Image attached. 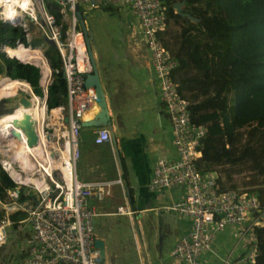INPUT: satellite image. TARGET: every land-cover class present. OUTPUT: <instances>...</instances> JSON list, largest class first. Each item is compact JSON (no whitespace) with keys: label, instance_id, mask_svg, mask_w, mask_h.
Returning <instances> with one entry per match:
<instances>
[{"label":"built area","instance_id":"obj_1","mask_svg":"<svg viewBox=\"0 0 264 264\" xmlns=\"http://www.w3.org/2000/svg\"><path fill=\"white\" fill-rule=\"evenodd\" d=\"M0 1L3 3L0 5V20L5 26L22 29L29 42L31 29L40 30L43 37L57 48L61 66L52 69L41 49L28 47L40 51L49 67V76L45 78L39 66L33 64L40 71L45 103L54 73L62 72L67 83V102L57 106L60 109L57 120L62 117L64 107L68 110L67 129L57 131L56 142L49 148V161L43 159L46 166L40 164L36 173L26 176L25 169L20 167L18 171L9 156L2 160L3 169L16 187L7 191L6 199H0V208L5 211L0 221V247L6 242V229L14 224L11 215L23 212L26 217L17 223L21 226L28 222L32 231V246L25 264H101L100 250L96 247V218L102 214L132 216L135 213L120 176L83 182L76 173L80 158L79 141L84 128L82 123L93 117L88 115L97 105L94 88L85 86L86 75L92 73V64L77 6L90 9L110 6L132 15L133 26L146 49L144 57L153 70L159 97L172 125L177 156L158 159L149 184V189L154 192L177 193V200L167 209L191 224L190 231L179 234L174 240L171 259L178 264H198L204 253L213 251L212 244L220 232L232 227L240 247L253 249L255 264L258 249L256 228L264 225V208L254 193L220 188L218 173L204 170L199 163L203 157L201 142L207 127L193 121L190 102L182 97L178 84L170 77L177 61L163 46L160 37L167 28V7L160 0H20L22 5L15 2V10H12L5 7L7 0ZM26 43L27 40L17 39L15 47ZM5 46H10L9 41L0 43V53H6ZM30 92L35 97L32 90ZM94 140L99 145L112 144L110 129L98 127ZM34 160L38 162L37 157ZM34 160L28 158L27 170H31ZM63 165H70L69 175L62 169ZM58 169L59 178H55L54 172ZM115 185L123 188L126 203L119 205L114 213H102L99 204L113 196ZM24 187L28 189L25 192L28 198L21 199Z\"/></svg>","mask_w":264,"mask_h":264},{"label":"trees","instance_id":"obj_2","mask_svg":"<svg viewBox=\"0 0 264 264\" xmlns=\"http://www.w3.org/2000/svg\"><path fill=\"white\" fill-rule=\"evenodd\" d=\"M160 1L167 7L168 17L167 28L160 35L161 42L177 61L170 77L178 84L182 97L190 102L193 121L207 127L201 142L200 165L204 170L215 171L206 158L210 152L233 159V164L223 167L227 179L235 180L234 173H245L250 178L247 183L251 184L259 179V185L243 190L256 194L264 208V0ZM176 2H183V10L197 21L177 13ZM80 11L83 15L81 7ZM171 23L177 27L174 32H171ZM7 39L12 47L17 39L26 42L22 29L5 26L0 20V43ZM42 41L47 45L45 53L52 69L60 68L57 48ZM16 48L7 49L8 55L14 58L8 55L3 58L6 74L0 79V98L16 95L19 88L29 94L32 90L35 107L41 100L38 96H44L40 71L35 65L24 63L28 60L15 59L9 50ZM66 102V79L62 72L54 73L47 98V106L54 109L52 115L58 111L57 106ZM218 160L222 161L220 155ZM15 187L0 165V199H6L7 191ZM20 195L21 199L28 198L23 190ZM129 199L134 206L131 192ZM4 214L0 208V221ZM25 217L23 212L13 213V227ZM256 234L255 264H264V225L256 228Z\"/></svg>","mask_w":264,"mask_h":264},{"label":"crops","instance_id":"obj_3","mask_svg":"<svg viewBox=\"0 0 264 264\" xmlns=\"http://www.w3.org/2000/svg\"><path fill=\"white\" fill-rule=\"evenodd\" d=\"M130 15L128 12L125 13V17L131 23L130 26L133 27V18ZM41 34L43 36L42 32ZM43 38L46 41L45 37ZM37 53V56L33 55L30 59L43 58H37L40 56L38 51ZM128 53L135 60L142 56L138 54L137 50L133 51V54ZM129 54L125 57L129 59L128 61L133 62ZM145 54L146 49L143 52L142 60L149 70L151 80L154 81V73L144 57ZM5 65L4 63L2 67L0 66V70H4ZM117 65L118 74L115 69L110 68L109 71L103 67V75L107 80L105 87L108 92L110 87H114L116 90L112 96H109L108 92L106 95L104 90L112 124L106 127L116 137L123 170L118 165L116 158L118 174L114 169L116 165L111 163V156L115 154L114 143H112L113 146L111 143H104L106 147H103V144H96L94 139L98 127H84L81 131L79 144L82 139L88 143L89 147L82 151L83 159L80 161V156L79 163L76 164V173L83 182L94 181L101 175L99 170V168L102 169L101 164L108 163L109 171L105 172L107 177L100 179H117L120 176L125 183L127 198L129 199L130 192L134 197L132 209L135 213L132 216L115 214L99 216L126 218L128 230L118 233L113 226H109V222H101L98 218L95 220L96 238L104 241L105 264H178L170 257L171 246L179 234L191 230L190 221L180 219L174 211L167 209L177 200V193H158L149 189L158 159H174L177 156L172 138V125L159 97L158 84L153 82L154 94H150L147 89L140 87L137 75L130 70L129 65L131 64ZM47 69L49 71V67L45 63L43 75ZM147 83H149L148 80ZM155 97L157 102L159 97V103L156 105ZM42 103L40 100L34 108L36 109ZM58 113L59 111H56L54 116H57ZM96 113L94 110L90 116H94ZM101 159H105V161H100ZM79 164L83 171L82 177L78 173ZM126 185L129 186V189ZM116 195H121V199ZM109 199L113 201V205L106 203L110 201ZM109 199L101 204L98 203L102 213H114L119 205L126 203L123 188L120 185H115L113 196ZM137 227L140 232L139 236ZM97 228L100 231L99 235ZM30 237L29 245L31 246L32 236ZM237 243L238 239L235 237L234 229L228 227L225 231L220 232L215 239L212 244L213 251L204 253L198 264H218V262L223 264L227 259L228 261L232 260L235 256L234 251L237 248ZM238 247L240 248L239 243ZM21 264H25L24 260L21 261Z\"/></svg>","mask_w":264,"mask_h":264},{"label":"rangeland","instance_id":"obj_4","mask_svg":"<svg viewBox=\"0 0 264 264\" xmlns=\"http://www.w3.org/2000/svg\"><path fill=\"white\" fill-rule=\"evenodd\" d=\"M81 10L83 11V18L85 20L86 26L88 28L89 33L93 36L92 39V50L94 54V58L96 60L97 68L100 72L99 75H101V81L104 85V90L108 92V89L105 87V83L107 82L105 75H103V67L104 69H107L110 71V68L115 69L117 74V64H131L130 70L137 75L138 82L140 87L143 89H147L148 93L154 94V87L153 82L157 84L156 81H152L150 77V73L148 68L144 65V62L142 60L143 52H145L144 44L140 41V34L137 31L136 27H131V23L129 22L128 18L125 17V13H122L117 8L105 6L102 8H87L84 5H81ZM171 32H174L177 27L171 23ZM30 37L31 42L28 41L27 35L26 40L27 43L25 44L26 47H29L30 45L32 48H39L44 53L47 49V45L44 40L41 32L37 31V29H31L30 31ZM7 42L9 39L6 40ZM137 50L138 54H141V58H138V60H135L133 56H131L128 52L133 54V51ZM11 53L17 55L20 59H30V56L32 55V51L26 50L25 48H20L18 50H9ZM40 53V52H39ZM149 53V50H148ZM46 54V53H45ZM130 56V59H133L132 61H128L129 59L125 56ZM38 54H36L37 56ZM33 56V55H32ZM7 58L6 53H0V66L5 63L3 58ZM42 55L40 53V56L37 58H41ZM11 58V57H8ZM16 59V58H15ZM140 59V60H139ZM1 77H5V69L0 70ZM147 80L149 83H147ZM107 84V83H106ZM116 92L114 87H110L108 95L112 96ZM105 95V96H106ZM22 96H27L29 99L33 98L29 93H27L25 90H22L19 88L17 90V94L15 96H11L8 98H3V100L0 101V115L3 114V112L10 110L11 108L17 106L19 104V99ZM15 97V98H14ZM149 98V95H147ZM10 98V99H9ZM42 102L45 103L44 98H41ZM156 101V97H155ZM159 103V97L158 102ZM42 105V104H41ZM40 105V106H41ZM23 105L18 106L21 107ZM61 106V105H60ZM17 108V109H18ZM30 109H35L32 104L28 107ZM37 108V107H36ZM53 108V107H52ZM52 108H49L46 103V119H45V134L48 135L50 139H47L46 137V144L48 146V149L53 147L56 138L55 135L58 130L65 131L67 129V123H66V117L68 115V110L66 107L62 109V117L57 120L56 117H54V114L52 115ZM16 109V110H17ZM15 110V111H16ZM14 111V112H15ZM59 111V110H58ZM47 123V124H46ZM170 124V123H169ZM58 127V128H57ZM8 131V130H7ZM7 131H4L6 133ZM0 134V165L3 168L2 160L6 158V156H9L6 152L11 153L12 148L9 147L10 141L4 140L3 135ZM80 161L83 159L82 151L87 150L89 147L88 143L81 139L80 142ZM113 146V144H111ZM103 147H106V144H103ZM11 148V149H10ZM105 153V152H104ZM218 155L222 157V161L218 160ZM115 154L111 156V163L113 165L115 164L116 173L117 171V163L115 159ZM207 161L210 159V163L212 165V168L215 169L219 175V185L222 189H249L256 187L260 184L259 179L256 184L247 183L250 181V178H246V174L244 173H234L233 177L235 180L229 181L226 177V173L223 170V167H228L231 164L234 163V160L227 157L224 154H218L216 152H210L206 154ZM100 161H105V159H101ZM108 162V161H106ZM105 162V163H106ZM79 163V162H78ZM16 169L20 171L19 164L16 163ZM101 168L99 170L101 171L98 177L100 178H106L107 174L106 171H109V164H101ZM26 169V168H25ZM27 170V169H26ZM35 169L27 170L33 171ZM59 169L54 172V177L59 178ZM41 172V171H40ZM33 174L36 172H32ZM78 173L80 177L83 176V171L81 168V165H78ZM24 174V173H23ZM40 173H37L36 176H39ZM26 176H29V174H25ZM235 184V187L233 186ZM119 187V186H118ZM121 199V195H116ZM110 200V199H109ZM123 200V197H122ZM107 201V200H105ZM106 203H109L113 205V201H107ZM103 215V214H102ZM98 220H101V222H109V226H113L116 232H124L128 230V225H126L127 219L123 217L118 216H112V217H97ZM18 231L20 233H18ZM97 234H100L99 229L97 228ZM32 236L31 226L28 222L23 223L21 226L17 225V227L14 225L9 226L6 229V242L3 244L2 247H0V264H21V261L26 259L29 245V239ZM246 248V250H245ZM245 251V252H244ZM235 256L232 258V260L228 261L225 260L223 264H254L253 263V249L250 248V246H244V247H238L235 249ZM242 253V254H241ZM241 254V255H240ZM200 261V260H199ZM219 264V262H218Z\"/></svg>","mask_w":264,"mask_h":264},{"label":"bare ground","instance_id":"obj_5","mask_svg":"<svg viewBox=\"0 0 264 264\" xmlns=\"http://www.w3.org/2000/svg\"><path fill=\"white\" fill-rule=\"evenodd\" d=\"M15 2L22 5V2L20 0H7L4 5L5 7H9L12 10H15L13 6V4L15 5ZM0 5L3 6V3L1 1H0ZM8 48H13V47H9V46L4 47V50L6 51L7 55H8V51H7ZM20 48H25L26 50L32 51V55L34 56L37 53V50H33V49L31 50L30 48L25 47V46L23 47L19 46V48L17 47L16 49H13V50H18ZM8 56H10L11 58H14L11 55H8ZM15 56L17 57V55ZM16 59L19 60L20 58L17 57ZM43 59H40V60L27 59L28 61L24 63L29 62L31 64L38 65L43 74ZM32 62H40V63H32ZM43 76L45 78L49 76L48 69L47 71H44ZM11 96H15V95H6L0 99L11 97ZM20 105L21 104H19L18 106ZM18 106H16L15 108L17 109ZM56 109L60 110L59 108H56ZM98 109H99L98 105H95L93 110L97 112ZM90 115L91 114H89L88 116L90 117ZM45 119H46V103L44 102L42 103L41 106L39 105L36 109H30L23 105L19 107L15 112L6 113L0 117V134L3 135L2 139L10 141L9 147L12 148L11 153L8 152L7 150L6 152L9 153L8 155L11 158V161L14 163L15 162L18 163L19 167H22L25 169L26 165H28L27 164L28 158H31L32 160H34V157H37L38 159L39 163L36 160H34L32 164L30 165L31 169H35V170L27 172V170L25 169V171L28 174H33L32 172H37L39 170L40 164L41 165L43 164L44 166H46V164H44L43 162V159H45L46 161H49V158H50V154H49L50 151L46 144V137L47 139H50V137L48 135L46 136L45 134V129H44ZM4 131H7V132L4 133ZM24 161L26 163L25 165H24ZM51 169H54V166L52 164H51ZM62 169L66 172L67 175L70 174V169H71L70 165L68 166L63 165ZM49 171H50V168H48V172Z\"/></svg>","mask_w":264,"mask_h":264},{"label":"water","instance_id":"obj_6","mask_svg":"<svg viewBox=\"0 0 264 264\" xmlns=\"http://www.w3.org/2000/svg\"><path fill=\"white\" fill-rule=\"evenodd\" d=\"M77 8H78L77 15H78L79 20H80V26H81V29H82L84 41H85L86 48H87V51H88V54H89V57H90V61H91V64H92V73H89V74L86 75L85 86L94 88V90L96 92L97 105L99 107L97 113L92 118L85 120L82 123V125H83V127L111 126L112 124H111V119H110L109 108H108L105 92H104V89H103V85H102V82H101V78H100V75H99V71H98V68H97L96 60L94 58V54H93V50H92V39H93V36L88 31V28L86 26L85 20H84L83 15H82V13L80 11V7L77 6ZM174 9L176 10L177 13H179L183 17H189L193 21H197V19H194L192 16H190L189 13H187V12H185L183 10V2H176L174 4ZM1 78L2 77L0 76V79ZM46 99H47V97H46ZM1 100H3V99H0V101ZM18 101H19V104L24 105L26 107H29L32 104V102H33L27 96H22ZM15 107L11 108L8 111L3 112V114H1L0 117L2 115L6 114V113H13L14 110L16 109ZM112 138H113L114 151H115V156H116L118 165L123 170L122 160H121V157H120V153L118 151V147H117V143H116V137H115L114 134L112 135ZM23 190H24V192H26L28 189H27V187H24ZM136 229H137V233H138V236H139L140 232L138 230V227ZM96 247L100 250V255H101V259H102L101 264H105L106 252H105L104 241L101 240V239H96Z\"/></svg>","mask_w":264,"mask_h":264},{"label":"clouds","instance_id":"obj_7","mask_svg":"<svg viewBox=\"0 0 264 264\" xmlns=\"http://www.w3.org/2000/svg\"><path fill=\"white\" fill-rule=\"evenodd\" d=\"M47 41V40H46ZM47 42H49V41H47ZM51 43V42H50ZM16 46V45H15ZM15 46H13V47H15ZM10 47H12V46H10ZM34 92V91H33ZM40 97V96H39ZM8 98V97H7ZM40 98H42V97H40ZM47 98H48V96H47ZM46 103H47V99H46ZM112 140H113V138H112ZM216 171V170H215ZM217 172V171H216ZM10 176V175H9ZM131 205V204H130ZM132 206V205H131ZM133 207V206H132Z\"/></svg>","mask_w":264,"mask_h":264}]
</instances>
